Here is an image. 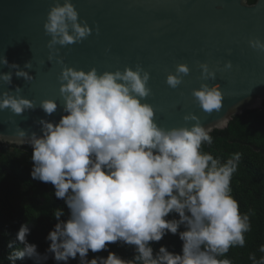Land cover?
<instances>
[{"label":"clouds","instance_id":"clouds-1","mask_svg":"<svg viewBox=\"0 0 264 264\" xmlns=\"http://www.w3.org/2000/svg\"><path fill=\"white\" fill-rule=\"evenodd\" d=\"M43 27L50 37L48 61L55 59L62 66L57 45L80 43L92 33L72 0H54ZM249 44L264 52V41L259 38ZM0 65L14 70L0 72V82L8 86L0 92V111L22 115L35 110L37 105L21 95L20 86L9 87L13 74L26 82L34 79L25 71L32 68L30 61L21 68L3 56ZM231 67L228 61L225 68ZM200 68L203 79L215 80L216 73L206 63ZM189 71L186 64H178L166 83L177 88ZM149 79L139 64L135 70L126 66L123 71L102 73L95 67L88 71L62 67L60 119L38 120L39 135H29L18 126L15 141L32 148V179L54 186V195L64 201L68 216L61 220L64 212H55L58 222L46 236L50 245L44 254L27 239L30 224H21L7 243L9 264L25 258L42 264L49 254L57 264L77 257L79 264H232L222 257L233 247H243L245 233L251 230L249 214L241 213L232 195L231 181L240 155L221 160L203 151V145L213 143V129L205 128L193 114L184 116L185 121H196L191 127H159L153 107L141 102L151 94ZM192 95L208 113L223 107L219 84L202 83ZM38 107L51 116L58 103L45 99ZM227 123L225 117L215 126ZM169 233L179 236L181 252L161 246L154 254L151 242ZM118 242L134 247L131 259L109 251V245ZM90 251H107L108 255L88 259ZM259 251L264 254V245ZM249 259L252 264H264V255L257 259L252 253Z\"/></svg>","mask_w":264,"mask_h":264},{"label":"water","instance_id":"water-1","mask_svg":"<svg viewBox=\"0 0 264 264\" xmlns=\"http://www.w3.org/2000/svg\"><path fill=\"white\" fill-rule=\"evenodd\" d=\"M72 0L79 18L92 29L80 43L61 47L64 65L85 71L95 67L98 73L123 71L141 65L150 74L151 94L141 102L150 104L155 122L164 129L191 127L185 121L193 114L212 132L225 131L237 116L264 107V52L253 49L249 41H264V0ZM54 0H0V58L23 68L32 64L26 82L13 74L12 90L22 88L21 95L37 105L35 110L16 115L0 111V144L17 147V127L40 134L41 118L58 121L64 101L58 76L62 65L48 61L50 39L44 23ZM63 3V0H60ZM99 29L97 33L96 29ZM231 61L232 67L225 68ZM206 63L216 73L215 80L201 76L200 65ZM178 64L189 67L188 75L175 89L166 83ZM13 71L0 65V72ZM202 83L219 84L223 107L219 112L204 111L192 95ZM8 86L0 82V92ZM52 99L58 110L46 116L39 103ZM227 117L224 127L216 123ZM28 139V136L24 137Z\"/></svg>","mask_w":264,"mask_h":264},{"label":"trees","instance_id":"trees-1","mask_svg":"<svg viewBox=\"0 0 264 264\" xmlns=\"http://www.w3.org/2000/svg\"><path fill=\"white\" fill-rule=\"evenodd\" d=\"M257 0H250L255 4ZM212 145H203V151L225 160L238 153L240 160L237 171L231 181L232 195L239 202L241 213H248L251 230L245 233V245L233 247L226 254L232 264H252L249 255L255 253L257 259L264 245V107L260 111H247L237 116L225 131H215ZM31 147H17L0 144V264H9L5 259L9 249L7 243L15 238L21 224H30L29 243L37 245L39 253L44 254L50 245L46 240L49 231L58 222L54 217L57 210L66 220L68 209L63 200L54 195V186L32 179L33 167ZM169 219L172 216L168 217ZM183 230V228H181ZM166 246L170 252L180 253L182 241L178 235L167 234L159 242H151L155 252ZM109 251L123 259L134 256V247L116 243L109 245ZM107 257V251L88 254ZM16 264H36L33 259L18 260ZM42 264H57L49 254V259ZM64 264V262H60ZM68 264H79V258Z\"/></svg>","mask_w":264,"mask_h":264}]
</instances>
